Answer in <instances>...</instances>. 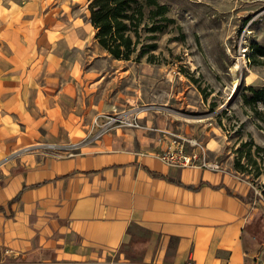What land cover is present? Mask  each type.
<instances>
[{"label":"crops","instance_id":"obj_1","mask_svg":"<svg viewBox=\"0 0 264 264\" xmlns=\"http://www.w3.org/2000/svg\"><path fill=\"white\" fill-rule=\"evenodd\" d=\"M42 6L0 0V254L26 264H130L118 249L141 230L137 264H264L249 232L248 184L142 155L158 136L144 128L62 158L13 150L21 139L74 143L96 115L97 104L64 81L72 68L49 48Z\"/></svg>","mask_w":264,"mask_h":264},{"label":"rangeland","instance_id":"obj_2","mask_svg":"<svg viewBox=\"0 0 264 264\" xmlns=\"http://www.w3.org/2000/svg\"><path fill=\"white\" fill-rule=\"evenodd\" d=\"M158 1L167 5L174 22L156 36L154 64L116 60L104 52L89 23L88 0H43L48 18L42 28L49 48L57 45L62 64L72 68L64 79L74 84L68 86L70 93L76 90L82 101L97 104L91 114L135 108L147 133L158 135L152 152L159 153L169 138L179 140L173 135L195 140L207 162L248 184L250 205L256 200L249 232L264 249V114L246 90L264 88V57L254 53L264 47V0ZM89 126L74 143L21 139L12 148L52 158L72 156L82 146L66 144L84 139ZM54 145L60 146L48 147ZM200 146L185 143L184 148L198 153ZM139 232L118 249L130 264L141 261L146 233ZM25 262L0 254V264Z\"/></svg>","mask_w":264,"mask_h":264},{"label":"trees","instance_id":"obj_3","mask_svg":"<svg viewBox=\"0 0 264 264\" xmlns=\"http://www.w3.org/2000/svg\"><path fill=\"white\" fill-rule=\"evenodd\" d=\"M87 10L98 46L112 59L123 61L154 64L156 36L174 22L167 5L158 0H88ZM254 53L264 57V47H256ZM246 90L264 114V88L249 86Z\"/></svg>","mask_w":264,"mask_h":264},{"label":"built area","instance_id":"obj_4","mask_svg":"<svg viewBox=\"0 0 264 264\" xmlns=\"http://www.w3.org/2000/svg\"><path fill=\"white\" fill-rule=\"evenodd\" d=\"M138 110L135 108H123L118 109L113 107L107 113H101L94 116L89 128L87 129V134L85 138L82 139L77 144H70L66 146L69 147H80L84 145L95 144L100 141L104 136L115 133L122 129H146V125L140 123V117L138 115ZM155 131V128L152 129ZM163 134L170 135L171 132H164ZM176 139L169 138L168 145H166L159 153H142V155H151L157 158L162 164L171 169H184V168H194V169H204L214 172H221V166L214 162H207L204 156V149L195 141L188 138H181L177 135H173ZM185 143L189 144L191 147L200 146L201 150L197 153L193 150H186ZM60 145L48 146L56 147ZM65 146V145H61ZM255 194L260 196V193L255 190ZM256 200H253L251 207H254Z\"/></svg>","mask_w":264,"mask_h":264}]
</instances>
